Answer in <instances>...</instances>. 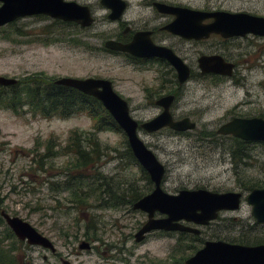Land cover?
<instances>
[{"label":"rangeland","instance_id":"374dc122","mask_svg":"<svg viewBox=\"0 0 264 264\" xmlns=\"http://www.w3.org/2000/svg\"><path fill=\"white\" fill-rule=\"evenodd\" d=\"M68 1L90 6L94 25L82 28L38 15L1 27L0 76L19 81L41 73L53 80L108 79L129 103L131 116L139 123L162 112L156 104L158 99L176 95L172 114L176 119L190 118L197 124L195 130L179 133L166 128L148 133L139 129L142 141L166 167L164 191L172 195L197 189L241 193L242 205L239 210L221 212L208 226L188 224L200 229V236L152 231L145 241L137 243L136 235L147 223L148 214L135 210L134 204L128 202L135 193L143 197L152 193L155 186L138 161L131 159L122 129L98 134L105 155L99 167L91 166L83 172L88 176L84 190L94 192L92 187L97 180L105 178L120 203H113L108 194H103L107 190L104 186L99 188L100 193H93L95 199L81 207L64 191L66 174H75L72 168L67 169L74 156L61 149L68 145L73 132L93 131L92 117L83 113L69 119H44L33 116L27 105L19 108L18 113L0 106V237L5 235L6 240L15 244L14 264H21L22 258L24 263L62 264L60 257L72 264H184L206 241L264 244V223L257 222L253 207L247 202L253 191L250 188H264V142H254L246 148L233 139L218 136L226 110L244 93L224 86L228 83L215 86L210 78L197 76L198 59L223 46L222 39L214 37L203 44L171 35L156 39L157 44L172 48L195 72L196 76L184 85L179 84L176 70L168 62L137 64L121 54L107 53L105 48V43L116 39L126 26L133 32L145 26L159 29L174 20L173 16L161 15L154 2L264 17V0H125L129 8L118 22L109 19L111 10L101 0ZM227 45L224 48L239 64L236 79H249L250 112L264 118V40L249 38L248 42L238 40ZM245 59L250 60L249 66H255L250 74L245 69ZM50 141L58 146L55 151L61 152L46 158ZM103 197L106 202H98ZM2 211L30 223L55 244L59 255L24 244L8 227ZM155 217L164 215L156 213ZM95 227L102 241L92 243L94 250H81V241L94 235Z\"/></svg>","mask_w":264,"mask_h":264},{"label":"water","instance_id":"95a60500","mask_svg":"<svg viewBox=\"0 0 264 264\" xmlns=\"http://www.w3.org/2000/svg\"><path fill=\"white\" fill-rule=\"evenodd\" d=\"M0 28L16 22L18 19L44 15L55 20L76 23L82 28H90L95 23L94 14L88 5L68 0H0ZM101 4L110 9V20H120L128 9L125 0H101ZM163 14L175 16L173 22L164 30L185 39H205L212 34L224 38L254 34L264 37V17L249 13H231L225 11H200L187 7L172 6L165 3H154ZM213 20L209 24L204 22ZM108 50L131 54L139 58H159L169 62L177 71L180 85L190 77V68L172 49L159 46L151 39L150 32L137 33L132 42L123 44L116 40L106 42ZM200 67L204 73L230 75L232 65H226L218 57H202ZM226 68V69H225ZM18 83V79L0 76V86L9 87ZM59 86H65L94 97L112 116L125 133L133 155L149 174L155 189L152 193L137 201L133 208L148 214L147 223L136 235V242L141 243L152 231L181 232L201 235V230L187 224L208 226L217 220L223 211H236L241 208V193H215L206 189L182 190L177 195L164 191L162 185L166 176V167L159 161L139 136V129L155 133L169 128L183 133L197 128L190 118L176 120L171 108L175 102L174 95L162 97L157 101L163 111L154 119L139 123L130 113L129 103L118 94L112 81L99 78H70L56 80ZM219 133L234 135L246 141L264 142V119L235 120L220 128ZM253 207L257 222L264 223V188L254 189L247 198ZM156 213L164 218H156ZM7 225L21 241L32 246L55 249L53 242L30 223L19 217L2 212ZM186 223V224H185ZM89 247L83 244L81 249ZM64 264H70L65 261ZM184 264H264V244L242 245L226 241H206L204 247L188 258Z\"/></svg>","mask_w":264,"mask_h":264},{"label":"trees","instance_id":"16d2710c","mask_svg":"<svg viewBox=\"0 0 264 264\" xmlns=\"http://www.w3.org/2000/svg\"><path fill=\"white\" fill-rule=\"evenodd\" d=\"M55 81L41 73L26 77L15 86H0V106L18 113L19 108L27 105L33 116H40L44 119H69L83 113H87L92 117L94 120L93 131L88 134L73 132L68 145L61 149L65 154L74 156V158L70 159L69 168L67 169L72 168L75 170V174H66V179L63 182L64 191L71 194L73 203H77L82 207L87 206L92 199H95L93 196L94 192H99L100 187L107 186V190L103 191V194H108L113 203L119 204L120 199L116 197L115 191L111 192V183L107 182L105 178L102 179L100 177L97 180L96 185L92 187L93 189L95 188L94 192L92 189L84 190L85 178L88 176L83 172L91 166L96 165L99 167L102 157L105 155L104 148L98 139V134L104 131L119 132L121 128L96 98L72 88L59 86ZM86 137H89L90 140L88 141ZM92 137H94V140H91ZM56 147L58 146H55V142L50 141L48 154L44 157L51 158L58 155L61 151L56 152ZM128 152L131 159L137 161L132 150L129 149ZM144 175L150 181L149 174L145 170ZM101 181L104 182L100 184ZM254 189L250 188L249 190ZM105 197H103L104 200L98 202H106ZM131 197L132 199L128 203L134 204L143 198V195L135 193ZM121 202L124 203V200L122 199ZM14 263L11 262L10 264Z\"/></svg>","mask_w":264,"mask_h":264},{"label":"flooded vegetation","instance_id":"af4514ba","mask_svg":"<svg viewBox=\"0 0 264 264\" xmlns=\"http://www.w3.org/2000/svg\"><path fill=\"white\" fill-rule=\"evenodd\" d=\"M154 3H156V2H154ZM160 3H162V2H160ZM128 8H129V6H128ZM160 14L161 15H169V14H163V13H160ZM170 16H173V15H170ZM173 17L175 19V16H173ZM112 21H114V20H112ZM116 21L118 22L120 20H116ZM173 21L174 20H172L171 22H173ZM95 22H96V20H95ZM171 22L163 24L161 26V28H159V29H153L152 27L145 26L142 29H139V30L134 31V32L131 30V28L129 26H126L124 32L121 33L120 35H118L117 38L116 39H113V40H116V41L121 42L123 44H128V43L132 42L134 36L137 33H139V32H150L151 33V39H152V41L155 44H157L156 43V39L159 36H161V35H164V36H170L171 35L173 37H179V38H181V39H183L185 41H191L194 44H197V43L203 44V43L207 42L209 39H212L214 37H217L219 39H222V41H223V44L222 45L223 46L219 47V49L216 50V51H214V52H210L209 54H203V55H201V57L198 59L200 72L197 74V76L199 78H210L213 81V83L215 84V86H218V85L219 86H222V85L228 83L227 85H224V86H229V87L235 88L236 90L242 91L244 94H243V98L242 99H239L233 106H231L230 108H228V110H226V112H225V114L223 115V118H222V123L220 124V127H219V129L217 131V135L220 136V137H222L223 139H226V138L233 139L235 142H239L240 145L242 144V146H244L246 148H247V146H249L251 144H254V142H259V141H246V140L240 139V138L235 137L234 135H230V134L229 135H224V134L219 133V130H220L221 127H223V126H225V125H227V124H229V123H231V122H233L235 120H252V119H256V118H258V119H264V118H262L260 116H257V114H253V113L250 112V110H249L250 109L249 108L250 104L248 102L249 93H250V89H249L250 87H249V83H248L249 82V79H247L246 77L245 78L244 77H241L240 79H236L237 73H238V70H239V64H238L237 60L235 59V56L232 55L227 48H224V47L228 46L227 44L231 43L232 41H238V40L244 41V40H246L248 42V39L249 38H251V39L256 38V39L264 40V37H261V36H258V35H254V34H248L246 36L232 37V38H224L221 35L212 34L209 38L200 39V40H197V39H185L183 37L174 35V34L168 32V31L164 30V27L167 26L168 24H170ZM211 22H213V20H207L204 23L205 24H209ZM157 45H159V46H165V45H160V44H157ZM165 47H168V46H165ZM105 48H106V52L107 53H108V51H110V52H112L114 54H121L123 56H126V57L132 59L133 62H135L137 64H144V65H146V64H151V63L167 62L166 60L159 59V58H139V57H135V56H133L131 54L117 52V51H111V50H108V48L106 47V43H105ZM168 48H170V47H168ZM170 49H172V48H170ZM247 55H249V53H246L245 56L247 57ZM205 56L206 57L218 56V57H220L224 61V63L226 65H232V70H231L230 75H228V74H218V73H204L203 70H202V68L200 67V59L202 57H205ZM245 61L248 63V66L245 69L249 70L248 72L250 74V71L252 69H254L255 66H253V64H251V66H249V62H250L249 59H245ZM189 68H190V77H189L188 81L192 80V78H194L196 76L195 75V72L192 70V68L191 67H189ZM176 73H177V71H176ZM177 78H178V74H177ZM99 79H103V78H99ZM106 80H108V79H106ZM178 82H179V80H178ZM169 95H174V94H169ZM166 96H168V95H166ZM174 96L176 97V95H174ZM163 97H165V96H163ZM157 101H156V104H157ZM175 101H176V99H175ZM162 111H163V109H162ZM171 112H172V108H171ZM176 120H181V119H176ZM2 212H4V211H2ZM2 212H1V216H2ZM2 218L4 219L3 216H2ZM93 229H94V230H92L93 231V234L94 233L95 234L92 235V236H89L88 235L86 237V239H88V240L81 241L80 249H81V246L86 243V244L89 245V247L85 248L84 250H88V251L94 250L95 244H92V243H99V242L102 241V239L100 238V236H98V227H95ZM105 231H107V230H105ZM163 232H166V231H163ZM149 235H150V233H148L145 236V238H144L143 241H145L146 238ZM12 243H13V241L6 240V236L5 235L2 236V238L0 239V264H10L11 262H15L16 261V259H15L16 248H15V244H12ZM23 243L24 244H27V245H30L26 241H23ZM54 246H55V244H54ZM43 249L46 250V251L51 252L55 256H58L59 255V251L56 248V246H55V249L54 250H52V249H45V248H43ZM81 250H83V249H81ZM60 258H61L62 264H64L65 261H68V260H64L62 257H60ZM23 259L24 258L21 259L22 260L21 264H32L30 262L24 263ZM45 259H47L46 256H45ZM68 262H70V261H68ZM70 264H72V263L70 262Z\"/></svg>","mask_w":264,"mask_h":264},{"label":"bare ground","instance_id":"6f19581e","mask_svg":"<svg viewBox=\"0 0 264 264\" xmlns=\"http://www.w3.org/2000/svg\"><path fill=\"white\" fill-rule=\"evenodd\" d=\"M19 82V81H18ZM56 82V81H55ZM254 83V82H253ZM253 85V84H252ZM15 86V85H14ZM10 87V86H9ZM166 173H167V171H166ZM139 201V200H138ZM135 204V203H134ZM134 206V205H133ZM194 235V234H193Z\"/></svg>","mask_w":264,"mask_h":264}]
</instances>
